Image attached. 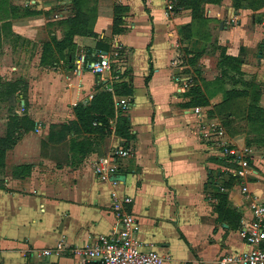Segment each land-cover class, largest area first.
<instances>
[{
    "label": "crops",
    "instance_id": "crops-1",
    "mask_svg": "<svg viewBox=\"0 0 264 264\" xmlns=\"http://www.w3.org/2000/svg\"><path fill=\"white\" fill-rule=\"evenodd\" d=\"M168 1L97 0L96 35H76L74 42L94 49V60L100 39L107 52L117 47L119 56L111 59L119 76H113L111 70H88V50L83 49L74 60L39 64L36 45L51 36L62 39L58 21L71 15L70 0L64 11L60 0H2L8 8L0 22H10L21 39L9 44L0 32V81L17 79L19 84L14 96L0 97V139L11 136L7 145H0V264L90 263L75 249L115 229L112 201L124 195L133 198L127 209L138 219L142 248L167 256L164 264H221V256L249 249L241 230L251 219L252 203H264V146L248 145L241 132L220 124L227 147L241 152L247 163V173L237 176V161L222 154L215 137L202 136L206 113L200 105L205 118L194 113L189 77L178 70L181 50L191 56L203 45L183 32L192 24L191 9L168 11ZM241 4L235 8L232 0H222L208 4L206 13L217 20L225 54L238 57V69L260 85L258 104L264 109V9L254 7L260 0L251 8ZM115 5L127 7L124 30L118 34H112ZM56 6L55 15H47ZM19 56L20 64L6 63ZM201 56L205 63V51ZM115 80L133 89L132 97L113 98L131 101L122 112L130 122L127 144L116 134L114 120L104 135L70 130L74 106L86 104ZM24 116L32 127L22 125ZM87 137L90 145L81 150L76 144ZM117 146L129 154L108 162L106 167L114 164L117 170L101 179L95 167Z\"/></svg>",
    "mask_w": 264,
    "mask_h": 264
},
{
    "label": "rangeland",
    "instance_id": "rangeland-1",
    "mask_svg": "<svg viewBox=\"0 0 264 264\" xmlns=\"http://www.w3.org/2000/svg\"><path fill=\"white\" fill-rule=\"evenodd\" d=\"M60 1L63 2L60 4V9L64 11L63 7L67 6L66 2H68V0ZM71 1L72 0L69 2V8H71ZM96 1L97 0H88L87 6L96 7ZM192 1L193 0L188 1L190 5ZM212 1L213 0H195L194 3H192V6L200 13L201 17L193 20L191 26L186 29V32L197 38V40L202 43V49H204L208 58L206 59L205 63L201 60L204 56H201L200 60L193 59V61H191L193 57L188 56L182 49L181 51L184 53V58L182 60L183 62L181 63L182 68L178 70V74L181 72L180 74L183 76L189 77L187 91H190L192 86H195L193 88H199L197 92L193 94V96L195 97L196 102H200L197 104L203 107L202 110L205 111L206 118L208 120L218 122L224 128H228V130H238L244 135L248 145H255L257 147L264 146V117L263 115L257 114L256 112H250L249 108L254 90L253 87L251 88V86L256 85L257 89H259V92H261V87L259 84L254 83L251 76L246 77L245 75L231 74V72L228 76H223L221 74L222 65H220L219 51L222 52V50H224L225 52V49L224 47L222 48L221 44H219L220 33L217 20L209 18L206 13L208 4H215ZM257 1L258 0H242L244 3L251 4L256 3ZM168 2H172V0H169ZM221 2L222 0H219L216 3L220 4ZM258 6L264 9V0H260V4ZM7 8L8 6L6 3L3 4V6L0 3V20L2 19L1 16L4 15V11H7ZM55 11H57V6L56 8H51L48 10L47 15H55ZM261 16L264 17V12ZM64 18L62 17L58 21L57 26L59 29L61 28L62 33L66 31V26L60 23ZM230 20H232V17ZM0 32L3 33L6 39L8 38L7 41L9 44L13 42L15 34L11 30L10 22H0ZM21 42L24 44L23 41ZM72 42L73 43L66 45L61 51H57L56 49L52 50V54L56 56L58 61H66L68 58H73L74 60L77 56V50H88L87 48H89L88 46H78L76 42H74V37ZM27 45H30V42ZM41 45L42 43L39 46L36 45V47L40 49V55ZM98 45L109 49L102 39L97 42V46ZM214 53H217V56L214 55ZM235 58L238 59V57ZM20 59L21 57L19 56L17 58H13L12 62H10V60H6V63H11L12 67L13 65H16V61L17 64H20ZM30 59L31 56L29 57V61ZM23 61L24 64L28 63V60L26 59ZM179 64L180 63H178V65ZM48 66L49 65H45V67ZM9 71L15 73V69L9 68ZM244 83H247L248 87H246ZM232 87L238 88L240 90H244L246 87V95L243 94L234 99L226 100L227 89Z\"/></svg>",
    "mask_w": 264,
    "mask_h": 264
},
{
    "label": "trees",
    "instance_id": "trees-1",
    "mask_svg": "<svg viewBox=\"0 0 264 264\" xmlns=\"http://www.w3.org/2000/svg\"><path fill=\"white\" fill-rule=\"evenodd\" d=\"M188 1L191 0H172V9L171 11H179L180 9L184 7H188L191 9L192 12V20H195L196 18H200L201 15L198 11L195 10V8L192 6V3H194L195 0L191 2V5ZM219 0H213L215 4ZM235 8H239L242 6L241 0H232ZM88 0H72L71 1V8H72V15L69 17L64 18L60 23L66 26V31L63 33L62 39L58 40L55 36H51L50 39L46 42H42L41 45V55H40V61L39 64L42 66L45 65H52L55 62L58 61L55 55L52 54V50L56 49L57 51H61L66 45L73 43L72 39L75 35H91L95 36L93 32V24L96 18V7L87 6ZM1 5L5 4V2H2L0 0ZM97 3V1H96ZM248 7H252L251 3H248ZM259 7V6H254ZM127 11V7L121 6V5H115L113 8V23H112V34H118L121 31L124 30L122 27L123 19L122 15ZM28 13V12H26ZM34 13V12H33ZM29 14V13H28ZM191 26L188 25L183 28V32L187 34L186 29H188ZM188 35V34H187ZM18 39H21L19 36H14V40L17 41ZM24 41V40H22ZM100 51L105 50L106 52L109 51L104 46H99ZM94 49H88L87 58L85 59V62L88 61H95L96 55L91 56V53H93ZM120 52V50H118ZM184 53L188 54L184 50ZM204 53V49H201L194 55H191L192 60L198 59L201 54ZM73 60V58H70ZM70 60V61H71ZM239 59L226 55L224 50L220 53V65H222L221 68V74L223 76H228L231 74H238L243 75V72L238 69ZM69 62V61H68ZM111 72L113 76H119V72L116 70L114 63L111 64ZM246 87H248L247 83H244ZM108 86L111 87V89H108ZM104 87V90H101L98 93H95L91 100L87 102L86 104L78 103L74 106L73 110L76 115V120L71 121V126L69 127L70 130H73L75 133L79 131H84L86 133L91 134H98V135H104L107 133V130L110 129V123L112 120L115 121V132L117 135L124 137L127 140L131 139V134L129 132V119L128 115L123 114L120 108H115L114 105V95L116 96H130L132 97V85L128 82H111L110 85ZM0 97L1 96H7L10 98V96H14L17 89H19L18 80H10V81H0ZM195 86H192L190 88L191 90L188 91V95L190 97V103L192 105L199 106V101H195V97L193 96L194 93L197 92L199 88H193ZM246 87L244 90H240L238 88L232 87L230 89H227V95L226 100L234 99L236 97H239L241 95H246ZM253 87V96L251 103L249 105L250 112H256L257 114H261L264 117V109L259 106L258 100H259V89H257L256 85H252ZM199 102V103H198ZM198 103V104H197ZM17 120L16 117L12 119ZM21 123L24 127H32L33 122L26 116H24L21 120ZM11 126V123H10ZM52 128V129H51ZM50 133H49V141L53 142V128L54 126L51 125ZM61 131L65 130V126H61ZM0 139V145L5 144L7 145V141L9 139ZM87 137L85 140H82L81 142L77 143L76 145H80L81 150L88 149L90 145V139ZM5 142V143H4ZM247 144V142H246ZM79 149V150H80ZM3 158H4V151L0 149V168L3 165ZM222 202H225V200L222 199Z\"/></svg>",
    "mask_w": 264,
    "mask_h": 264
},
{
    "label": "built area",
    "instance_id": "built-area-1",
    "mask_svg": "<svg viewBox=\"0 0 264 264\" xmlns=\"http://www.w3.org/2000/svg\"><path fill=\"white\" fill-rule=\"evenodd\" d=\"M166 9H172L171 2L166 4ZM119 56L117 47L110 52L99 51L98 59L88 61L84 66L95 74H101L111 70V57ZM115 108H120L122 112L127 111L131 106V101L127 97L117 98L114 101ZM194 113L205 118V114L199 106L193 108ZM205 120V119H204ZM201 134L205 138L215 137L217 144L222 147V154L237 161L239 167L233 173L243 176L247 173V163L243 159V154L234 148H228L224 139V128L215 121H204L201 125ZM129 154L128 149L117 146L111 157L101 160L95 167V172L101 179L107 177L108 171H116L117 167L112 164L106 167L108 162H115L117 157H125ZM243 193H248L245 186L241 187ZM113 195V194H112ZM133 202V198L128 195L113 198V208L116 216V227L109 234H99L92 243L85 244L75 249L76 253L83 255L87 262L95 261L100 264H164L167 256L150 248H142L138 239L139 223L132 211L127 209V205ZM251 219L244 223L241 235L245 243L249 246L247 251L234 252L220 257L221 264H264V203H252ZM242 222V221H241ZM58 243L56 246H59ZM44 253H48L45 251Z\"/></svg>",
    "mask_w": 264,
    "mask_h": 264
},
{
    "label": "water",
    "instance_id": "water-1",
    "mask_svg": "<svg viewBox=\"0 0 264 264\" xmlns=\"http://www.w3.org/2000/svg\"><path fill=\"white\" fill-rule=\"evenodd\" d=\"M87 264H97V263H94V262H90V263H87Z\"/></svg>",
    "mask_w": 264,
    "mask_h": 264
}]
</instances>
